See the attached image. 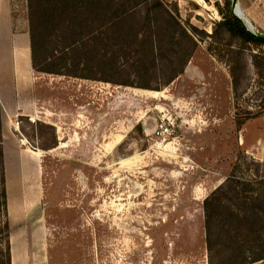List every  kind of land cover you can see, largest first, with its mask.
I'll return each mask as SVG.
<instances>
[{"label":"rangeland","instance_id":"rangeland-1","mask_svg":"<svg viewBox=\"0 0 264 264\" xmlns=\"http://www.w3.org/2000/svg\"><path fill=\"white\" fill-rule=\"evenodd\" d=\"M76 1L0 0L12 262L264 264V42L227 30L225 0ZM239 4L264 33V0ZM20 33L36 84L84 104L57 84L94 83L90 108L15 113Z\"/></svg>","mask_w":264,"mask_h":264},{"label":"crops","instance_id":"crops-1","mask_svg":"<svg viewBox=\"0 0 264 264\" xmlns=\"http://www.w3.org/2000/svg\"><path fill=\"white\" fill-rule=\"evenodd\" d=\"M182 1V0H179ZM1 3V2H0ZM19 38L15 43L14 47V59H15V75H16V92L15 95L13 96V101L12 104L15 107V113L22 115V116H27L30 119H41V118H50L53 119L51 114L54 112L53 109L50 108V105L57 103L60 105H70V102L73 103V105H79V106H86V107H91V104L93 103L94 99H91L93 95H91L92 92V87H95L94 83L90 82H69V80H60L59 84H57V91L62 92L64 91V88H69L73 87L75 89H81L84 88L86 91H88V101L84 104L80 102L79 99L72 98L73 100L67 99L64 95H60L57 97H52L51 96V86L48 84V88H43V84H36V77L35 74L33 73V63H32V55L31 52L29 51V61L27 64V54H25L27 48H26V43H28V38H27V33H20ZM2 65V59H1V54H0V67ZM20 66L22 68L20 70L17 69ZM49 83L50 80H47ZM40 85L41 90L43 91L42 93H38L40 90L38 86ZM30 86V90H26V88ZM46 89V90H45ZM94 92V90H93ZM65 94V92H64ZM0 101L2 105V127L4 124L5 119L9 116V106L4 102L3 96L0 93ZM82 104V105H81ZM43 108V110L41 109ZM64 112V111H62ZM55 128H59V125L56 124L55 122L51 123ZM57 131V129H56ZM3 132V131H2ZM58 132V131H57ZM8 134L7 132L4 131L3 137H4V144L7 143V137ZM11 137H9V140ZM38 150V149H35ZM251 148H249L248 151H250ZM5 158H7V153H6V148L4 150ZM40 160V159H39ZM40 166V162H39ZM7 177H8V172H7ZM10 209H11V204H10ZM12 264H16L15 261V255H14V261Z\"/></svg>","mask_w":264,"mask_h":264},{"label":"trees","instance_id":"trees-1","mask_svg":"<svg viewBox=\"0 0 264 264\" xmlns=\"http://www.w3.org/2000/svg\"><path fill=\"white\" fill-rule=\"evenodd\" d=\"M69 1H72V0H69ZM73 1H76V0H73ZM225 5H226L227 11L224 13V16H223V24H225L227 30L231 34H240V35L244 36L249 42H254L256 44H262L263 42L258 40L255 36H253L248 31H246V29L244 28L242 23L233 15L231 8H230L231 1L225 0ZM32 43L33 42H32V38H31L32 62L34 63V60H33V44ZM25 117H27V116H25ZM35 122H41V120H36ZM242 125H243V123H241V125L239 126V129H241ZM1 127H2V105H1V101H0V138L2 137ZM55 135H56V131H55ZM206 199H208V197ZM0 207H1L0 212H3L4 216L6 218L3 221V226H4V230H5V238H6V256L8 258V264H12V251H11V240H10V222L8 219L9 210H8V194H7V187H6V168H5L4 151L2 148L0 149ZM261 259H264V255L258 254L254 258V261H259Z\"/></svg>","mask_w":264,"mask_h":264},{"label":"water","instance_id":"water-1","mask_svg":"<svg viewBox=\"0 0 264 264\" xmlns=\"http://www.w3.org/2000/svg\"><path fill=\"white\" fill-rule=\"evenodd\" d=\"M232 6H233L232 9L233 15L242 23L244 28L246 27L247 30L253 36H255L258 40L264 42V33H259L258 31H256L253 23L238 12L240 9L239 0H232Z\"/></svg>","mask_w":264,"mask_h":264},{"label":"built area","instance_id":"built-area-1","mask_svg":"<svg viewBox=\"0 0 264 264\" xmlns=\"http://www.w3.org/2000/svg\"><path fill=\"white\" fill-rule=\"evenodd\" d=\"M164 130L167 131V130H168V127L165 126L164 124H161V125H160V128H159V131H160V132H163Z\"/></svg>","mask_w":264,"mask_h":264},{"label":"bare ground","instance_id":"bare-ground-1","mask_svg":"<svg viewBox=\"0 0 264 264\" xmlns=\"http://www.w3.org/2000/svg\"><path fill=\"white\" fill-rule=\"evenodd\" d=\"M1 10V9H0ZM241 15H243L244 16V11L241 9V7H240V9H239V11H238Z\"/></svg>","mask_w":264,"mask_h":264}]
</instances>
